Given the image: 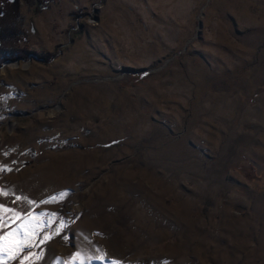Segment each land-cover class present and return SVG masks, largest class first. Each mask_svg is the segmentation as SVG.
Returning a JSON list of instances; mask_svg holds the SVG:
<instances>
[{
	"label": "rangeland",
	"instance_id": "obj_1",
	"mask_svg": "<svg viewBox=\"0 0 264 264\" xmlns=\"http://www.w3.org/2000/svg\"><path fill=\"white\" fill-rule=\"evenodd\" d=\"M17 1L0 186L70 192L36 264H264V0Z\"/></svg>",
	"mask_w": 264,
	"mask_h": 264
},
{
	"label": "snow or ice",
	"instance_id": "obj_2",
	"mask_svg": "<svg viewBox=\"0 0 264 264\" xmlns=\"http://www.w3.org/2000/svg\"><path fill=\"white\" fill-rule=\"evenodd\" d=\"M7 154V153H5ZM11 171V168L0 165V172ZM0 195L14 197V201H24L30 207L27 212L10 208L0 204V264H36L45 255L41 245L50 240L54 235L68 240L66 232L68 222L58 213L42 211L36 213L33 206L37 204L56 203L70 195V192L57 193L47 197L42 202L33 201L26 196L17 195L15 189L0 186ZM5 213L9 215L6 217ZM55 223V227L52 225ZM8 229L4 231V229ZM102 235V234H98ZM39 249V250H37ZM99 255H90L84 250H77L68 260L55 259V264H123L117 259H106L107 253L99 247L96 248Z\"/></svg>",
	"mask_w": 264,
	"mask_h": 264
},
{
	"label": "trees",
	"instance_id": "obj_3",
	"mask_svg": "<svg viewBox=\"0 0 264 264\" xmlns=\"http://www.w3.org/2000/svg\"><path fill=\"white\" fill-rule=\"evenodd\" d=\"M42 9L45 5L39 0ZM20 7L17 0H0V65L25 59L30 53H25L20 42L25 36L19 19Z\"/></svg>",
	"mask_w": 264,
	"mask_h": 264
}]
</instances>
